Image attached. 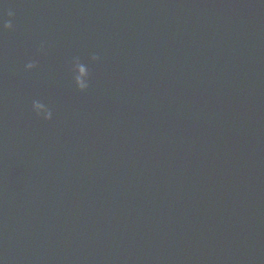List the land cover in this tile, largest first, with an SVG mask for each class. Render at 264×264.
Returning <instances> with one entry per match:
<instances>
[{
    "label": "water",
    "instance_id": "95a60500",
    "mask_svg": "<svg viewBox=\"0 0 264 264\" xmlns=\"http://www.w3.org/2000/svg\"><path fill=\"white\" fill-rule=\"evenodd\" d=\"M0 264H264V0H3Z\"/></svg>",
    "mask_w": 264,
    "mask_h": 264
},
{
    "label": "clouds",
    "instance_id": "9594fccd",
    "mask_svg": "<svg viewBox=\"0 0 264 264\" xmlns=\"http://www.w3.org/2000/svg\"><path fill=\"white\" fill-rule=\"evenodd\" d=\"M0 4H3V0H0ZM7 15L10 19L3 23V27L11 30L13 28V23L11 18H14L15 13L12 10H9ZM91 60L93 62H98L100 60V57L98 55H93L91 57ZM35 67H36L35 63H28L26 65L27 70H32ZM72 71L74 73V80L76 87L81 92H86L89 89L91 83V74L88 65L82 63L79 58H75L73 60ZM32 109L37 117L45 121H52L54 118L53 111L48 107V105H46L43 102L34 100L32 103Z\"/></svg>",
    "mask_w": 264,
    "mask_h": 264
}]
</instances>
